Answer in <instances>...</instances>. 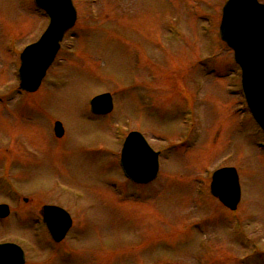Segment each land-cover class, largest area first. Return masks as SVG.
<instances>
[{"label": "rangeland", "instance_id": "1", "mask_svg": "<svg viewBox=\"0 0 264 264\" xmlns=\"http://www.w3.org/2000/svg\"><path fill=\"white\" fill-rule=\"evenodd\" d=\"M72 1L76 25L25 96L19 53L47 21L33 0H0V204L12 209L0 243L20 246L26 264H264V136L218 39L226 0ZM102 93L114 111L93 119L88 101ZM130 130L160 153L148 185L118 166L117 142ZM226 167L241 191L235 216L208 191ZM42 205L73 221L61 246L34 225Z\"/></svg>", "mask_w": 264, "mask_h": 264}, {"label": "water", "instance_id": "2", "mask_svg": "<svg viewBox=\"0 0 264 264\" xmlns=\"http://www.w3.org/2000/svg\"><path fill=\"white\" fill-rule=\"evenodd\" d=\"M51 18V24L34 45L21 55L19 70L20 89L35 92L58 50V42L76 20L70 0H35ZM220 38L234 51L235 61L242 69V85L248 105L256 121L264 130V6L256 0H229L222 13ZM93 111L107 114L111 111L109 95L97 97L91 102ZM59 123L55 135L61 137ZM121 165L126 175L138 184L151 182L157 175L158 154L154 153L143 138L134 133L126 140L122 150ZM212 194L231 210L240 200L238 178L233 169L217 171L211 183ZM8 209L0 206V217ZM41 215L54 241H61L71 228L69 216L57 207H43ZM0 264H24L23 253L17 246L0 245Z\"/></svg>", "mask_w": 264, "mask_h": 264}]
</instances>
